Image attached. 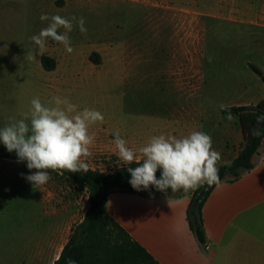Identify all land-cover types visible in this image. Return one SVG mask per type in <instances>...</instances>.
<instances>
[{
    "label": "rangeland",
    "instance_id": "obj_1",
    "mask_svg": "<svg viewBox=\"0 0 264 264\" xmlns=\"http://www.w3.org/2000/svg\"><path fill=\"white\" fill-rule=\"evenodd\" d=\"M158 3L172 6L170 14L185 9L197 11L182 13L178 22L163 29L162 50L154 47L150 41L154 34L146 30V17L164 12L152 8L153 4L146 10L139 3L120 0L111 4L87 2L77 15L70 14L68 18L85 19L87 32L82 34L74 25L73 58L69 57L68 68L60 63L57 72L59 76L66 74L64 83L54 81L41 63L33 59L29 49L34 44L30 37L37 32L34 24L20 18L19 32L7 35L14 37L22 53L19 66L11 75L12 92L5 93L6 98L12 96L14 100L8 105L2 99L0 112L9 110L12 122L19 120L20 113L31 110V100L42 94L41 103L45 106H54L50 103L53 97L67 98L86 107L95 100L103 117L109 112L110 116L121 115L125 106L131 114L129 123L136 127L147 124L139 118L156 108L151 107L154 101L157 102L154 106H162L160 103L173 93L178 100L176 104L195 107L189 117L197 119L200 131L211 136L214 149H227L229 145V153H234L230 132L240 131L241 126L237 116L228 119L227 110L264 99V83L251 69L255 65L264 73V0H159ZM161 22L159 19L158 23ZM112 31L117 32L118 41L131 38L124 47L129 74L132 69L139 72L146 58L159 54L166 75L139 82L133 72L129 81L122 83L115 73L108 75L109 69L116 67L112 58L101 56V64L97 65L90 58L96 52H85L84 62L81 48L89 49L102 40L112 39V34L108 35ZM261 150L263 155L264 144ZM117 159L115 154L92 152L85 162L88 168L108 173ZM120 163V167L125 166L123 161ZM35 171L27 168L26 161L0 159V264H51L73 227L89 212L91 202L85 185L50 170L51 179L34 187L25 177Z\"/></svg>",
    "mask_w": 264,
    "mask_h": 264
},
{
    "label": "crops",
    "instance_id": "obj_2",
    "mask_svg": "<svg viewBox=\"0 0 264 264\" xmlns=\"http://www.w3.org/2000/svg\"><path fill=\"white\" fill-rule=\"evenodd\" d=\"M58 1L61 2L60 5H56ZM113 1L117 0H0V101L3 99L2 103L11 105L14 100L12 96L6 98L5 93L9 95L12 92L11 75L19 66L22 53L19 52V44L15 43L14 37L8 38L7 35H14L16 31L19 32L18 24L20 18L27 19L28 23L34 24V31L38 34L42 28L48 25V21L42 22L40 20L41 14L47 13L49 16L60 15L68 18L70 14L77 15V12L85 7L87 2L111 4ZM120 1L139 3L146 10L153 4L152 8L164 10L163 13L156 15V17H146L148 25L146 30L154 34L150 41L154 47L160 48V50H162V44L164 43L161 39L163 29L169 23L178 22L182 13H197L196 10L185 9L183 12L170 14L169 11L173 7L160 5L158 3L159 0ZM70 10L72 11L71 13L69 12ZM257 13L256 11L255 15ZM159 19H162L161 23H158ZM63 31V28L58 29L60 33ZM73 31L69 33L70 38L74 34ZM116 33V31L109 32L108 35L110 37L112 34V39L102 40L93 45L92 48H81L82 60L86 62L87 56L85 57V52L91 53L93 51L98 53L100 57L102 56V58H112V60L116 61V67L110 68L108 75L115 73L116 78L122 83H127L133 72L136 77H139V82L145 78H162L166 75L165 70L161 66L163 65V58L159 57V54H152L151 57L146 58L144 63H141L143 65L139 72L132 69L129 74L126 66V49L124 50V47H126L131 38L118 41L115 36ZM135 33L137 32L135 31ZM35 49L36 46L31 45L29 50L33 52L36 62L41 63L43 56L56 60V69L48 71V74L54 81L64 83L67 80L66 74L57 75L59 64H65L68 68L67 61L69 57L70 59L73 58V54L66 52L62 44L54 45L49 41L42 55H39L38 50ZM50 84L52 83L50 82ZM62 89L61 91L64 92L65 88ZM40 95L37 98L42 99L41 102H43L44 97ZM176 99L172 93L165 98L163 103H160L162 106H154L157 103L154 101L151 107L156 108L149 110L146 115H141L139 118L142 122L147 121V124H138L136 127L129 123L131 114L125 106L120 111L121 115H116L115 113L110 116V112L109 115L104 113L102 123L97 122L89 126V134H94V143L90 147V151L93 153L107 152L118 157L114 145V133L118 131L121 138L126 141L127 147L134 151L139 161H143L139 149L146 146L152 137L173 135L180 138L189 135L192 131H200L197 119L189 117L196 110L195 107H182L178 103L176 104L178 101ZM73 102L76 104L78 111H82L84 108L98 110L99 112L101 110L99 103L95 102V100L90 107H86V104L83 103ZM170 102L171 104H168ZM256 104L244 103L242 105ZM30 111L27 110L25 113H20L18 115L19 118L22 119L25 114H28L30 120ZM9 113H11L9 110L0 112V128L12 122L13 117ZM123 116L128 117L125 119ZM230 139L233 143L230 144L236 149L234 153H229V145L226 146L227 149H215L221 154L219 167L230 165L239 155L244 142L241 127L240 131L230 132ZM0 144L3 143L0 142ZM261 149L259 155L256 156L257 165L253 170L246 173L236 182L219 184L212 190L206 201L203 217L209 241L208 249L201 248L189 227L187 209L191 192L184 191V196L179 199L155 198L134 193L114 192L108 196L107 211L160 264H264V154H261ZM117 160L121 162L119 157ZM19 176L18 179L20 178ZM0 181H2L1 177ZM60 253L55 260L58 259Z\"/></svg>",
    "mask_w": 264,
    "mask_h": 264
},
{
    "label": "clouds",
    "instance_id": "obj_3",
    "mask_svg": "<svg viewBox=\"0 0 264 264\" xmlns=\"http://www.w3.org/2000/svg\"><path fill=\"white\" fill-rule=\"evenodd\" d=\"M40 20L48 21L47 27L30 37L39 55L46 50L49 39L62 44L66 52L72 53L69 33L74 25L82 34L87 32L83 17L65 18L44 13ZM61 28L64 29L62 33L58 32ZM30 103V120L25 114L24 118L0 128V142L7 151H14L18 162L26 161L30 171L36 170L25 179L34 187H40L51 179L49 170L60 171L61 174L63 171L87 173L88 164L85 161L92 156L90 147L94 143V134H89V126L102 123L103 115L88 108L78 111L77 106L67 98L53 97L50 103L54 106L43 105L39 98H33ZM221 108L224 109V106L221 105ZM228 119H233L230 113ZM262 121L264 116L257 117V123ZM258 134V130L254 129L253 135ZM114 145L125 165L133 161L139 165L127 169L131 175L129 183L137 191L147 190L150 186L162 192L168 189L172 192L188 191L204 184L218 186L221 183V154L213 148L211 136L202 131H192L180 138L173 135L152 137L146 146L139 149L142 163L118 131L114 133ZM158 169H162L159 179L156 176Z\"/></svg>",
    "mask_w": 264,
    "mask_h": 264
},
{
    "label": "trees",
    "instance_id": "obj_4",
    "mask_svg": "<svg viewBox=\"0 0 264 264\" xmlns=\"http://www.w3.org/2000/svg\"><path fill=\"white\" fill-rule=\"evenodd\" d=\"M48 41L54 45L59 44L51 39ZM90 58L92 62L99 64L100 56L97 53H93ZM41 63L46 71H53L57 67L56 60L48 56H43ZM251 69L264 83V73L255 65H252ZM227 112L238 117L244 135V144L239 155L230 165L219 167L221 183L236 182L253 170L257 165L256 156L259 155L264 144V121L257 123V117L264 116V99L256 105L230 107ZM254 129L258 130V135H253ZM0 158L18 160L16 153L8 152L3 144H0ZM138 166L134 161L130 165L117 168L113 174L91 168H88L87 173L62 172L69 181L85 185L89 190L90 202H98L100 207L93 215L88 212L84 219L73 227L68 241L53 264H160L109 215L106 207L109 194L114 192L169 199H179L184 196L183 189L176 192L168 189L162 192L150 186L147 190H135L129 183L131 175L127 169ZM161 172L162 169L157 170V179L160 178ZM216 186L204 184L192 190L187 209L190 230L202 249H207L209 245L204 227L203 209Z\"/></svg>",
    "mask_w": 264,
    "mask_h": 264
},
{
    "label": "water",
    "instance_id": "obj_5",
    "mask_svg": "<svg viewBox=\"0 0 264 264\" xmlns=\"http://www.w3.org/2000/svg\"><path fill=\"white\" fill-rule=\"evenodd\" d=\"M100 204L98 202H91L89 208V214L93 215L99 209Z\"/></svg>",
    "mask_w": 264,
    "mask_h": 264
},
{
    "label": "built area",
    "instance_id": "obj_6",
    "mask_svg": "<svg viewBox=\"0 0 264 264\" xmlns=\"http://www.w3.org/2000/svg\"><path fill=\"white\" fill-rule=\"evenodd\" d=\"M120 166H121V163L119 161H113L108 174H113L117 168H120ZM105 173H107V172H105ZM206 248L208 249V246Z\"/></svg>",
    "mask_w": 264,
    "mask_h": 264
}]
</instances>
